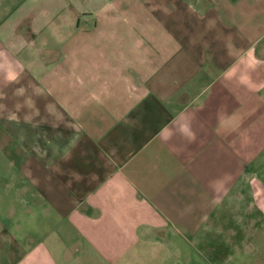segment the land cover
<instances>
[{
	"label": "crops",
	"instance_id": "obj_1",
	"mask_svg": "<svg viewBox=\"0 0 264 264\" xmlns=\"http://www.w3.org/2000/svg\"><path fill=\"white\" fill-rule=\"evenodd\" d=\"M0 264H264V0H0Z\"/></svg>",
	"mask_w": 264,
	"mask_h": 264
}]
</instances>
